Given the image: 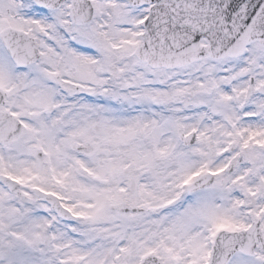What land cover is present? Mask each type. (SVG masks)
<instances>
[{
    "label": "snow or ice",
    "instance_id": "snow-or-ice-1",
    "mask_svg": "<svg viewBox=\"0 0 264 264\" xmlns=\"http://www.w3.org/2000/svg\"><path fill=\"white\" fill-rule=\"evenodd\" d=\"M0 264H264V0H0Z\"/></svg>",
    "mask_w": 264,
    "mask_h": 264
}]
</instances>
